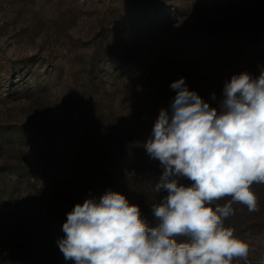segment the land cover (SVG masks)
Listing matches in <instances>:
<instances>
[{"label":"rangeland","instance_id":"1","mask_svg":"<svg viewBox=\"0 0 264 264\" xmlns=\"http://www.w3.org/2000/svg\"><path fill=\"white\" fill-rule=\"evenodd\" d=\"M244 72H264V0H0V264H75L67 214L109 191L156 227L167 192L144 145L171 83L218 108ZM252 187L259 211L234 203L224 221L249 245L233 264H264Z\"/></svg>","mask_w":264,"mask_h":264},{"label":"clouds","instance_id":"2","mask_svg":"<svg viewBox=\"0 0 264 264\" xmlns=\"http://www.w3.org/2000/svg\"><path fill=\"white\" fill-rule=\"evenodd\" d=\"M170 87L176 91L171 114L160 110L144 145L163 168L155 191L167 196L153 206L158 225L149 227L139 206L118 192L86 199L62 226L65 236L58 246L66 260L233 264L247 258L248 243L224 221L235 214L234 203L259 211L252 186L264 184V72L255 78L247 72L233 75L218 108L190 91L183 77Z\"/></svg>","mask_w":264,"mask_h":264}]
</instances>
